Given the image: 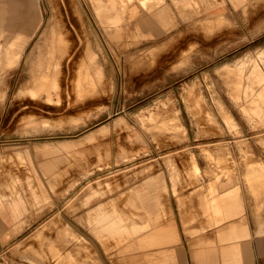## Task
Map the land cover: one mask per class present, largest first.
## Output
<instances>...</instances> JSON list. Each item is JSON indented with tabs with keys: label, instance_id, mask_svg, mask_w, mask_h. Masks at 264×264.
I'll return each instance as SVG.
<instances>
[{
	"label": "rangeland",
	"instance_id": "374dc122",
	"mask_svg": "<svg viewBox=\"0 0 264 264\" xmlns=\"http://www.w3.org/2000/svg\"><path fill=\"white\" fill-rule=\"evenodd\" d=\"M164 1L32 0L30 12L26 7L11 31L0 33V89L6 90L0 98V192L20 174L28 204V223L0 236V264H55L52 254L42 259L37 253L43 248L37 234L46 237L63 224L88 239L89 255L78 259L84 264H147L144 248L121 251L115 239L100 240L84 216L87 207L149 175H162L168 185L158 221L167 226L173 220L181 234L163 245L172 251L168 264H199L197 243L229 224H205L198 188L207 191L211 181L241 187L252 233L264 219V0L245 6L198 0L193 7L168 0L170 23L146 9L157 12ZM218 12L226 19L216 20ZM51 34L62 37L57 84L38 99L18 96L49 55ZM44 143L63 150L45 154ZM249 169L253 174L246 177ZM179 174L175 191L171 176ZM30 184L43 190L39 203H31ZM109 186L114 193L82 205ZM256 239L248 240L249 248L254 264H261Z\"/></svg>",
	"mask_w": 264,
	"mask_h": 264
},
{
	"label": "crops",
	"instance_id": "0c3cea01",
	"mask_svg": "<svg viewBox=\"0 0 264 264\" xmlns=\"http://www.w3.org/2000/svg\"><path fill=\"white\" fill-rule=\"evenodd\" d=\"M194 1L197 3L198 0H174L176 4H182L183 7H193ZM206 1L211 6L222 3L221 0ZM225 1L228 6L231 5V1L234 2L235 6H245L250 0ZM26 2V0H18V2L17 0H0V33L3 30L2 26H5V22L7 24L8 21L14 19L17 13L20 15L25 12L17 11V9L28 7V12H30L32 0H29L28 5ZM39 8L41 9L40 6ZM146 9L162 16L165 23L171 22V8L168 0L163 2V6L157 9V12L154 10V6H149ZM215 19L225 20L226 17L223 13L218 12L215 14ZM148 22L147 19L142 21L145 25L146 23L149 24ZM52 146V144L44 143L40 144L39 148L45 154L54 152L53 150H63L62 145H56L57 148H51ZM123 156L127 157L126 150ZM42 166L45 172H51L49 162H43ZM11 176H13L12 182L7 183L6 188L0 192V236L6 235L14 229L20 230L25 223H28L25 212L28 209L25 198L27 188L19 183L20 174H12ZM179 177L180 174L171 176L175 191L177 190ZM29 189L35 199L31 203H39L40 199L44 197L43 190L31 184ZM110 190L111 186L103 189V191L94 190L84 199L82 205L88 206L91 200L99 194L114 193ZM167 190L168 185L165 177L159 174L149 175L142 183L129 185L127 190L121 188L118 195H112L109 199L87 207V214L84 216L85 224L100 240L115 239L117 245L121 246V251L144 248L147 264H153L152 259H159L158 264H168L173 259L171 256L172 251L163 249V245L181 240V234L173 220L167 226H162L158 221L162 213H165L161 192H167ZM198 190L199 205L204 209L207 216L205 224L220 225L224 222L229 223L219 228L214 237H207L204 244L201 241L197 243L193 255L198 259L199 264H254L253 254L249 248L250 242L248 241L252 237L257 238L254 241V247L260 255L261 264H264V219L260 218L258 228L252 233L243 213L245 206L241 187L231 185L225 180L216 179L209 182L207 191L200 190V188ZM154 194L155 202L153 201ZM122 198L126 201V206L121 208L118 206V201ZM128 207L137 208L139 212L129 213L124 209ZM168 213H171V211H168ZM241 215V219L231 220ZM199 230L195 228L192 232L196 233ZM43 235L45 234L42 231L37 234V237L41 240L42 251L36 249L42 259H48L47 256L52 254L51 256L54 258L52 260L55 264H84L78 259H87L90 246L85 241H88V239L72 228L71 225L63 224L57 228L55 233L46 237ZM121 242H123V245ZM44 246L48 249H44ZM153 247L159 248L156 249L157 251H153ZM218 255L221 259L215 258Z\"/></svg>",
	"mask_w": 264,
	"mask_h": 264
},
{
	"label": "bare ground",
	"instance_id": "6f19581e",
	"mask_svg": "<svg viewBox=\"0 0 264 264\" xmlns=\"http://www.w3.org/2000/svg\"><path fill=\"white\" fill-rule=\"evenodd\" d=\"M119 1V3L120 2H122L121 0H118ZM17 2H18V0H17ZM58 2V1H57ZM115 2V1H114ZM58 3H60V2H58ZM26 4H27V2H26ZM61 4V3H60ZM59 4V5H60ZM73 3H70V5H72ZM56 5V4H55ZM62 5V4H61ZM65 5H66V2H65ZM68 5H69V3H68ZM67 5V6H68ZM70 5L68 6L70 9H69V11L72 9L73 10V8H71L70 7ZM74 6V5H73ZM55 7V6H54ZM57 7V6H56ZM59 7V6H58ZM68 7H67V9H68ZM17 8H19V7H17ZM60 8V7H59ZM59 8H57V10L59 9ZM18 10H21L22 12L23 11H25V12H23V13H21L20 15L17 13V15L15 16V18L14 19H12V20H10V21H8V23L6 24V22H5V26L3 25L2 27V31L1 32H6V31H11V29H12V27H14L15 26V23L19 20V19H21V18H23L24 16H25V14H26V8H19V9H17V11ZM56 10V9H55ZM59 11H62V10H59ZM76 10H74V12H75ZM68 12V11H67ZM72 12V11H71ZM60 13V12H59ZM58 13V14H59ZM70 14V13H69ZM65 15V14H64ZM76 15H77V13H76ZM74 15H72L71 17H73ZM60 17H62V16H60ZM65 17V16H64ZM63 17V18H64ZM70 17V16H69ZM71 17H70V19H71ZM79 17V16H78ZM71 20H73V18L71 19ZM79 20H80V17H79ZM57 21V22H56ZM55 21V25H56V23H58V21L59 20H56ZM65 21V20H64ZM66 22V21H65ZM74 22H76V21H74ZM60 23H61V20H60ZM63 23V22H62ZM3 24V23H2ZM63 24H65V23H63ZM68 24V23H67ZM77 24V27L76 28H79V29H81L80 27L81 26H79V24L78 23H76ZM76 26V25H75ZM79 26V27H78ZM62 27H65V25L63 26L62 25ZM61 27V28H62ZM68 27V26H67ZM59 28H60V24H59ZM66 28V27H65ZM65 28H63V32H64V29ZM14 29V28H13ZM16 29V28H15ZM14 29V30H15ZM69 29V28H68ZM59 30H61V29H59ZM71 30V29H70ZM69 31V30H68ZM78 31V30H77ZM81 32H82V30H81ZM80 32V33H81ZM79 33V34H80ZM71 34V33H70ZM70 34H69V36H70ZM72 35V34H71ZM74 36V35H73ZM82 36H83V34H82ZM51 39L49 40V43L48 44H50V49H51V51L49 52V55L47 56V57H42V59H41V61H40V63H39V66H38V69H39V72L38 73H36V74H31V76H32V79H27L25 82H23L22 83V85H21V87H20V89H19V91H18V96H25L26 94L27 95H29V96H32V98L34 97V98H37V97H42L43 95L45 96V95H48L49 93V87L51 86H54L55 84H57V82H58V79H57V77H58V73L59 72H61V69L60 68H62L61 67V64H62V61L64 60H62V57H61V52L60 53H58L59 51V49H60V44H59V42L62 40V37L60 38V39H58V40H53V35L51 34ZM66 37V36H65ZM70 37H72V36H70ZM64 38V37H63ZM69 38V37H68ZM75 37H73V39H74ZM83 38V37H82ZM85 38V37H84ZM72 39V38H71ZM86 39V38H85ZM65 40V39H64ZM75 40V39H74ZM84 40V39H83ZM87 41V40H86ZM66 42V41H65ZM74 42V41H73ZM69 43V42H68ZM86 43V42H85ZM72 44V43H71ZM74 45V44H73ZM88 45V44H87ZM86 45V46H87ZM47 46H49V45H47ZM83 46V45H82ZM57 47H59V49L57 48ZM69 47H71V45H69ZM88 47V46H87ZM79 48V47H78ZM49 49V48H48ZM58 49V50H57ZM72 50H74V48H71ZM81 49H82V47H81ZM85 49V48H84ZM61 50H63L62 49V47H61ZM60 50V51H61ZM69 51H71V50H69ZM79 51V50H78ZM86 51V50H85ZM85 51H84V53H85ZM71 52H73V51H71ZM70 52V53H71ZM81 52V51H80ZM80 52H78L79 54H80ZM64 53V52H63ZM68 53V52H67ZM66 53V54H67ZM77 52H76V54H78ZM66 54H65V57H67L66 56ZM75 54V53H74ZM72 55H73V53H72ZM63 57H64V55H63ZM64 57V58H65ZM72 57H74V56H72ZM81 58H82V56H81ZM66 59V58H65ZM73 59V58H72ZM81 60V59H80ZM82 60H83V58H82ZM66 61V60H65ZM72 60H70V62H71ZM73 61H75V60H73ZM73 61H72V64H73ZM77 62H78V60H77ZM77 62H75V63H77ZM66 63V62H65ZM64 63V64H65ZM80 63V62H79ZM74 65V64H73ZM80 65V64H79ZM78 65V66H79ZM228 65V64H227ZM71 66V65H70ZM70 68V67H69ZM75 68V67H74ZM79 68V67H78ZM67 69V68H66ZM71 70H72V68H70ZM69 69V70H70ZM81 69V68H80ZM69 71V72H72L73 73V71ZM65 72V71H64ZM76 73V72H75ZM71 74V73H70ZM72 76V75H71ZM75 76V75H74ZM73 77V76H72ZM71 77V79H73ZM64 80V79H63ZM62 80V81H63ZM70 80V79H69ZM68 80V81H69ZM76 81V80H75ZM81 81V80H80ZM79 81V82H80ZM72 82V81H71ZM51 90V89H50ZM76 90V89H75ZM4 95V99H6V97H5V95H6V90L4 89L3 91L0 89V98H2V96ZM43 98H45V97H43ZM48 98V97H47ZM51 98V97H50ZM38 99V98H37ZM36 100V99H35ZM29 101V100H28ZM27 101V102H28ZM33 103V102H32ZM38 104V103H37ZM36 106H38V105H36ZM246 111V110H245ZM153 118H154V116H152ZM150 119H152V118H150ZM207 119V118H206ZM154 120H156V119H154ZM152 121H153V119H152ZM153 124V123H152ZM156 126V125H155ZM163 126V125H162ZM164 127V126H163ZM160 128H161V126H160ZM150 131V130H149ZM251 174H253V172L249 169L246 173H245V176L246 177H250V175ZM249 186H251V185H249ZM8 187V186H7ZM9 188V187H8ZM251 190V189H250ZM11 192V191H10ZM70 201V200H69ZM58 248V247H57ZM55 251V250H54Z\"/></svg>",
	"mask_w": 264,
	"mask_h": 264
}]
</instances>
